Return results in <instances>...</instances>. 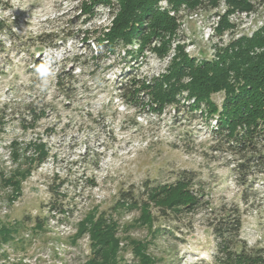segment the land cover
I'll list each match as a JSON object with an SVG mask.
<instances>
[{
  "label": "rangeland",
  "instance_id": "1",
  "mask_svg": "<svg viewBox=\"0 0 264 264\" xmlns=\"http://www.w3.org/2000/svg\"><path fill=\"white\" fill-rule=\"evenodd\" d=\"M83 1L0 0V168L10 174L21 162L11 157L12 141L20 155L31 141L45 143L50 154L18 200L9 202L11 190L0 187V222L17 229L14 240L0 243V264H89L90 235L72 240L93 212L115 223L119 264H140L134 242L156 264H204L210 252L202 248L213 244L207 225L225 215L241 218L240 239L250 248L264 247V175H240L238 158L216 150L214 118L185 107L153 111L148 95H135L136 79L160 78L172 60L150 51L132 60L122 46L105 53L92 36L83 41L85 31L108 29L112 20L102 7L96 17L78 19ZM215 12L181 14L178 36L190 55L212 59L214 45L228 41V32L213 34ZM248 28L247 18L238 32ZM50 34L58 36L57 47ZM212 97L217 105L224 99ZM183 172L194 173L203 196L191 235L151 237L136 224L139 209L117 206L121 191L171 183ZM55 201L64 214L49 212ZM38 216L44 225L35 233Z\"/></svg>",
  "mask_w": 264,
  "mask_h": 264
},
{
  "label": "trees",
  "instance_id": "2",
  "mask_svg": "<svg viewBox=\"0 0 264 264\" xmlns=\"http://www.w3.org/2000/svg\"><path fill=\"white\" fill-rule=\"evenodd\" d=\"M163 2L167 7L161 5ZM99 7L109 10L110 27L85 31L83 41L92 36L105 53H114L117 46H122L127 48L125 53L132 60H137L146 51L165 58L175 50L171 64L160 78L135 80L134 94L148 95L153 111L162 112L167 106L175 107L177 111L185 107L202 117L214 118L210 134L219 144L216 150H225L238 158L236 171L240 175H264V28L252 37H232L226 43L215 44L212 59L190 56L178 36L183 8L188 13L199 9L216 11L213 33L222 38L236 28L230 20L233 13L255 9L252 0H88L80 4L77 18L85 21L87 16L94 18L99 15ZM222 7H225L224 12ZM173 12L175 16L171 15ZM45 37H53L52 43L58 46L57 35ZM134 46L137 47L135 51L129 49ZM125 89L122 85L119 90L124 92ZM220 93L224 99L217 105L212 96ZM10 146L13 160L21 162L15 164L16 168L10 174L0 168V187L11 190L8 201L14 202L23 194V183L46 163L50 154L42 141H31L23 155L19 154L20 145L16 141ZM195 180L194 173L183 172L171 183L154 185L146 181L140 190L121 191L117 206L139 209L136 224L148 227L151 237L162 232L173 236L191 235L193 220L200 213L203 200L202 193L194 189ZM60 188L53 190L57 196ZM50 210L65 213L57 201ZM215 220L207 225L213 238L212 247H200L210 252L209 257L201 258L202 263L264 264V247L250 248L240 239L243 227L240 217L225 215ZM43 225L44 219L38 216L32 229L39 232ZM15 233L16 227L0 222V243L11 240ZM86 233L91 238L93 257L89 264H119L120 241L115 236V223L105 217L96 218V212L90 213L78 225L72 242ZM133 245L140 264H156L153 257L144 253L143 243L134 242Z\"/></svg>",
  "mask_w": 264,
  "mask_h": 264
},
{
  "label": "built area",
  "instance_id": "3",
  "mask_svg": "<svg viewBox=\"0 0 264 264\" xmlns=\"http://www.w3.org/2000/svg\"><path fill=\"white\" fill-rule=\"evenodd\" d=\"M252 3L255 5V9L253 11H249V12L237 11L231 15V17H230L231 23L235 24L236 28H235V30L228 32V34H231V35L226 34L228 36V41L232 37H234V39H239L240 37H242L244 35L252 37L255 32L264 28V2H262L261 0H252ZM161 5L163 7H167L166 2L161 3ZM222 9L224 12L225 7H223ZM183 12H184V8L181 10L180 15ZM171 15L175 16V13L173 12V13H171ZM247 18L249 19V24H250V28H248V33L247 34L239 33L238 32L239 26L241 28L242 21L247 20ZM216 20H217V18L215 19V22H216ZM240 22H241V24L239 25ZM180 23H181V20H180ZM174 49H175V45H174ZM186 52L190 55V53L187 50H186ZM174 55H175V50H172L171 55L167 57L168 58L167 64L170 63V61L172 60ZM190 56H192V55H190ZM213 57H214V54L212 55V58ZM48 210L51 214L55 215L57 213L56 210L51 211L50 208ZM15 237L16 236L13 235L11 240H14ZM56 251L59 253V257H61L62 255L60 254V249H56ZM56 256H57V254H56Z\"/></svg>",
  "mask_w": 264,
  "mask_h": 264
}]
</instances>
